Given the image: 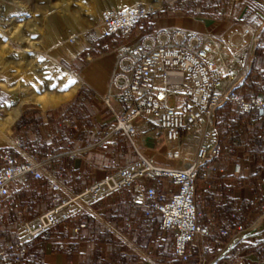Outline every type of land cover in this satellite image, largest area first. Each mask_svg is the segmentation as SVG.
<instances>
[{
  "label": "crops",
  "instance_id": "0c3cea01",
  "mask_svg": "<svg viewBox=\"0 0 264 264\" xmlns=\"http://www.w3.org/2000/svg\"><path fill=\"white\" fill-rule=\"evenodd\" d=\"M151 26L152 31L181 29L211 37L210 61L216 69L218 93L237 92L247 76L244 68H251L258 45L264 43V0H223L213 17L170 15L153 20ZM91 28L92 24L87 25L77 16L47 18L45 44L65 47L58 57L68 62L69 70L59 72L53 66L58 63L56 59L47 62L41 69H48L47 78L52 80L46 82V76L38 71L40 67L35 66V75L27 80L32 88H23V98L6 106L4 117H0V140H10L15 120L19 125L21 138L5 146L14 148L18 160L27 156L37 160L56 157L42 179L28 176L12 185V198L24 211V218L32 219L50 210L60 200L136 159L133 149L122 139L85 148L96 144L112 123L103 97L110 93V77L122 47L136 42L138 36L133 33L126 39L98 38L93 45L81 40L75 47L67 46V33L78 35ZM101 42L110 49L99 50ZM262 63L264 60L258 62ZM38 76L44 80L41 82ZM4 85V90L10 92L8 84ZM27 102L34 104L22 111ZM112 106L120 115L127 111L126 105L118 101L113 100ZM23 115L25 122L21 123ZM136 125L140 153L167 168H184L201 146L211 148L219 141L216 117L214 127H200L172 145L165 141L156 123L137 120ZM247 138V134L240 135L241 141ZM174 149L181 153V159L167 158ZM157 190L166 202L173 189L164 182ZM197 192L200 224L207 226L210 234L189 244L186 263L173 258L174 235L160 230L159 216L149 217L145 210L135 209L131 203L133 191L126 189L96 203L79 205L80 212L74 218L33 241L30 251L34 256L25 264H264V163L239 147H228L221 159L210 162L200 173ZM233 214L246 221L241 230L225 224ZM82 224L86 227L81 228Z\"/></svg>",
  "mask_w": 264,
  "mask_h": 264
},
{
  "label": "built area",
  "instance_id": "2783aa9c",
  "mask_svg": "<svg viewBox=\"0 0 264 264\" xmlns=\"http://www.w3.org/2000/svg\"><path fill=\"white\" fill-rule=\"evenodd\" d=\"M156 10L151 5H136L103 11L99 18L100 36L126 39L156 14ZM104 49L108 51V45ZM212 52L211 37L181 29L138 34L136 42L124 45L110 77V93L103 97L112 123L96 144L85 148L115 144L117 139H122L133 149L136 159L32 219L24 218V211L12 198L11 187L23 177L42 179L56 157L37 160L27 156L18 160L13 147L1 148L0 222L10 220L14 224L15 240L0 247V264H25L34 256L30 251L33 241L74 218L80 212L79 205L96 203L126 189L133 191L131 203L135 209L145 210L149 217L159 216L160 230L174 235L173 258L186 263L189 244L197 237L210 234L209 228L200 224L199 175L210 162L221 158L223 148L217 141L211 148L201 146L194 160L184 168L162 167L140 153L136 121L156 123L165 141L172 145L200 127H214L216 113L226 103L233 104L242 113L256 110L259 117H263L264 94L245 98L234 90L218 93L219 81L210 61ZM249 71L250 66H246L243 73L247 75ZM172 97L177 100L174 106L169 105ZM113 100L126 105L124 115L113 108ZM167 158L179 160L181 153L174 149L167 153ZM164 182L173 189L166 202L157 190ZM222 234L227 235V232Z\"/></svg>",
  "mask_w": 264,
  "mask_h": 264
},
{
  "label": "rangeland",
  "instance_id": "374dc122",
  "mask_svg": "<svg viewBox=\"0 0 264 264\" xmlns=\"http://www.w3.org/2000/svg\"><path fill=\"white\" fill-rule=\"evenodd\" d=\"M178 1L184 2V0H0V9L2 10V14H0V83L3 87L0 86V117H4L3 109L6 106L23 98L22 92L25 88H32L31 83L29 85L27 80L35 75V66L40 67L38 68L39 73L46 78L49 74L48 69L41 68L43 65H47V62L53 63V59L58 62L57 64L53 63V66L59 72L69 70L68 62L60 60L58 57L59 52L63 51L65 47L45 44L44 25L51 15L63 19L77 16L87 25H93V28L81 34L74 35L72 31L66 34L64 38L67 39V46L75 47L81 40L93 45L98 38L102 39L99 36L101 34L99 18L103 11L120 10L136 5H155L156 7H153L157 9L156 14L149 17L136 29L134 34L137 36L145 33L146 29L152 28L153 20L164 17L160 14L164 10L169 12V8L176 6ZM158 2L160 6L156 5ZM115 4L125 5L115 8ZM89 11L97 12L93 14ZM105 45L107 44L101 42V45L97 47L99 50L105 51ZM38 78L41 81L44 80L43 76H38ZM50 80L52 79L49 76L47 81ZM5 83L10 87V92L4 90L6 89ZM176 102V98L172 97L169 105L174 106ZM33 104L34 102L23 104L22 111ZM16 123L15 120L10 127V140H0V148L12 145L16 137L21 138L20 128ZM14 229V224L11 221L0 222V247L15 240Z\"/></svg>",
  "mask_w": 264,
  "mask_h": 264
},
{
  "label": "trees",
  "instance_id": "16d2710c",
  "mask_svg": "<svg viewBox=\"0 0 264 264\" xmlns=\"http://www.w3.org/2000/svg\"><path fill=\"white\" fill-rule=\"evenodd\" d=\"M222 6L223 0H184V2L178 1L176 6L170 7V13L164 10L160 15L165 17L170 15L213 17L214 13ZM150 30L152 28L146 29L145 33H149ZM108 48L110 49L109 45ZM262 60H264V43L258 45L250 71L241 88L237 90V93L245 98L264 94V63L258 64ZM252 120H255V122L251 123ZM22 122H25L24 115L21 118ZM216 128L219 143L223 148L221 158L228 147L236 146L247 154L255 155L259 163H264V141L262 139L264 136V116L259 117L256 110L242 113L233 104L226 103L216 113ZM241 134H247L246 141L240 140ZM237 218V215L233 214L232 218L225 224L230 225L232 230L243 227L246 221H240Z\"/></svg>",
  "mask_w": 264,
  "mask_h": 264
},
{
  "label": "bare ground",
  "instance_id": "6f19581e",
  "mask_svg": "<svg viewBox=\"0 0 264 264\" xmlns=\"http://www.w3.org/2000/svg\"><path fill=\"white\" fill-rule=\"evenodd\" d=\"M132 3V2H131ZM116 6H115V8L116 7H118V6H124L123 4H115ZM157 6H160V3L158 2V4H156ZM154 7H156L155 5H153ZM126 8V7H125ZM112 11H116V10H112ZM0 14H2V10L0 9ZM47 80V79H46ZM42 82V81H41ZM40 82V83H41ZM46 82H48V81H46ZM44 84V83H43ZM37 86H39L40 87V85L38 84ZM46 88H48V87H46ZM53 88V87H52ZM34 89V88H33Z\"/></svg>",
  "mask_w": 264,
  "mask_h": 264
}]
</instances>
